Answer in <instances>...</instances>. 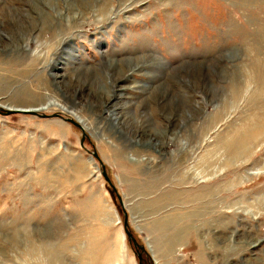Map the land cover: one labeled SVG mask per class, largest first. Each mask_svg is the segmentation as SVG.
Listing matches in <instances>:
<instances>
[{
    "label": "rangeland",
    "instance_id": "374dc122",
    "mask_svg": "<svg viewBox=\"0 0 264 264\" xmlns=\"http://www.w3.org/2000/svg\"><path fill=\"white\" fill-rule=\"evenodd\" d=\"M0 104V264L105 263L102 167L144 264H264V0H0Z\"/></svg>",
    "mask_w": 264,
    "mask_h": 264
},
{
    "label": "crops",
    "instance_id": "0c3cea01",
    "mask_svg": "<svg viewBox=\"0 0 264 264\" xmlns=\"http://www.w3.org/2000/svg\"><path fill=\"white\" fill-rule=\"evenodd\" d=\"M26 200L28 202H32L34 200L45 202L47 200H50V201H54L55 205H57L58 202L61 200V193L59 192L58 189H55L54 193L46 194L42 190L37 191V189H35V187L32 185V187L29 191V195L26 196ZM107 203H108V205L105 209L107 215H101V216H97L95 218L97 220L96 223L99 224L100 227H102V230L104 229L103 226H106L107 232L111 234V236L114 238V242H115L114 244L112 243L113 249H111V251L108 255V259L105 260V263H103V264H116V262L113 260L112 251H116L117 255L119 256V251H126L127 247L125 249L126 244L123 242V240H125L124 233H123L124 232L123 227L118 225L116 218L113 215L112 208H113L114 203L112 204L111 197L109 199H107ZM61 210H63V208ZM56 213H58V212L56 211ZM56 213L54 214V216L50 217V218H54V221L56 224H58L60 220L63 221L64 218H65V221L68 223H71V224L76 223L75 220L77 218L73 217L72 215H65L64 216V215H57ZM56 229L58 230L59 228H56ZM70 239H72V238H70ZM71 245H74V244L71 243ZM177 245H180V246L183 245L182 238H180L179 243ZM73 251H76V250H73ZM149 251H152V249L150 248Z\"/></svg>",
    "mask_w": 264,
    "mask_h": 264
},
{
    "label": "water",
    "instance_id": "95a60500",
    "mask_svg": "<svg viewBox=\"0 0 264 264\" xmlns=\"http://www.w3.org/2000/svg\"><path fill=\"white\" fill-rule=\"evenodd\" d=\"M28 112H36L35 109H31V108H22V107H6L4 105L0 104V114L3 115H9V114H13V113H28ZM52 115H56V113L52 114ZM41 116L46 117V116H51V115H46V114H41ZM66 121L72 122V123H77L76 121H74L73 118L67 117L65 118ZM78 124V123H77ZM84 139V135L81 137V141H83ZM82 145V143H81ZM93 157H98V154L96 153V151L92 152ZM101 174L103 175L104 179L110 183V179L106 174L105 169L102 167L101 170ZM128 216L127 213L124 212V220H123V227H124V233L126 234L128 241L132 242L133 245L136 248H139L141 251L136 253V256L138 258V264H143V260H142V255L141 252H146V247L144 244H139L136 239L133 237L132 233L129 232L127 230V225H128ZM153 264H156L155 261L153 260Z\"/></svg>",
    "mask_w": 264,
    "mask_h": 264
},
{
    "label": "trees",
    "instance_id": "16d2710c",
    "mask_svg": "<svg viewBox=\"0 0 264 264\" xmlns=\"http://www.w3.org/2000/svg\"><path fill=\"white\" fill-rule=\"evenodd\" d=\"M107 188H108V190L110 192V195H111L112 199H114L116 201V199L118 197V195H117V192H118L117 189L115 187H113V185H111V184H107ZM120 210L123 212V209L120 208ZM127 230L129 232H131L136 239H138L136 233L134 231H132V229L129 226H127Z\"/></svg>",
    "mask_w": 264,
    "mask_h": 264
},
{
    "label": "flooded vegetation",
    "instance_id": "af4514ba",
    "mask_svg": "<svg viewBox=\"0 0 264 264\" xmlns=\"http://www.w3.org/2000/svg\"><path fill=\"white\" fill-rule=\"evenodd\" d=\"M144 256H146V255H145V254H143V257H144ZM146 259H147V256H146ZM143 261H144V259H143ZM148 262H149V261H148Z\"/></svg>",
    "mask_w": 264,
    "mask_h": 264
},
{
    "label": "bare ground",
    "instance_id": "6f19581e",
    "mask_svg": "<svg viewBox=\"0 0 264 264\" xmlns=\"http://www.w3.org/2000/svg\"><path fill=\"white\" fill-rule=\"evenodd\" d=\"M36 110H38V109H36Z\"/></svg>",
    "mask_w": 264,
    "mask_h": 264
}]
</instances>
